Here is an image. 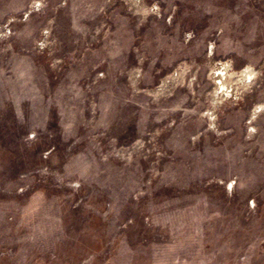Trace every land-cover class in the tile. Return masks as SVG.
Segmentation results:
<instances>
[{"label":"rangeland","instance_id":"1","mask_svg":"<svg viewBox=\"0 0 264 264\" xmlns=\"http://www.w3.org/2000/svg\"><path fill=\"white\" fill-rule=\"evenodd\" d=\"M0 264H264V0H0Z\"/></svg>","mask_w":264,"mask_h":264}]
</instances>
